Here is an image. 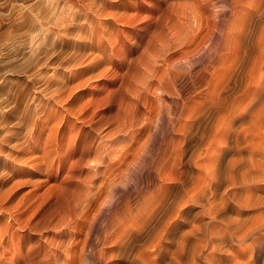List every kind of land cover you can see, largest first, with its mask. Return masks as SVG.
<instances>
[{"label":"rangeland","instance_id":"374dc122","mask_svg":"<svg viewBox=\"0 0 264 264\" xmlns=\"http://www.w3.org/2000/svg\"><path fill=\"white\" fill-rule=\"evenodd\" d=\"M234 1L42 0L21 24L26 4L0 9V264H124L113 252L124 205L172 183L159 107L181 113L218 93L254 4Z\"/></svg>","mask_w":264,"mask_h":264},{"label":"bare ground","instance_id":"6f19581e","mask_svg":"<svg viewBox=\"0 0 264 264\" xmlns=\"http://www.w3.org/2000/svg\"><path fill=\"white\" fill-rule=\"evenodd\" d=\"M14 1L26 4L14 18L21 19L17 24L39 19L31 13L39 9L42 0H0V9H10ZM245 1L254 4L250 3L243 15L236 36L240 51L225 72L218 93L194 108L184 107L181 113L169 107L165 112L159 107L157 114L161 123L169 122L173 131L170 176L163 173V180L172 183L153 194L147 189L143 193L147 195L146 200L136 208H132L131 201L125 202L127 220L122 223L124 229L119 226L122 235L119 233L116 240L113 237L114 256L120 257L124 264L258 263L253 258L258 239L264 233V0ZM234 2L238 5L237 0ZM236 5H231L233 13L238 10ZM52 6L47 11L56 8L55 4ZM30 14L34 17L30 18ZM62 24L68 30L71 23L62 21ZM44 52L41 49L38 55ZM47 59L38 57L35 62L39 66ZM205 145L209 146L202 150ZM116 208L108 216L117 215L119 208ZM0 227L4 235L8 227L4 224ZM117 231L114 233L118 234ZM88 239L87 253L92 255L94 248ZM247 255L249 260L242 261Z\"/></svg>","mask_w":264,"mask_h":264}]
</instances>
